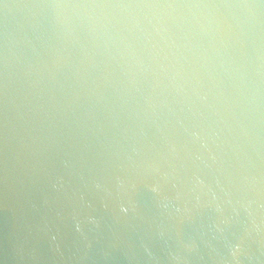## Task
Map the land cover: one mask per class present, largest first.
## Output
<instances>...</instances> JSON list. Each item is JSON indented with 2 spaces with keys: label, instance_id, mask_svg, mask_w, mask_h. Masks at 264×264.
Returning <instances> with one entry per match:
<instances>
[{
  "label": "bare ground",
  "instance_id": "bare-ground-1",
  "mask_svg": "<svg viewBox=\"0 0 264 264\" xmlns=\"http://www.w3.org/2000/svg\"><path fill=\"white\" fill-rule=\"evenodd\" d=\"M0 264H264V0H0Z\"/></svg>",
  "mask_w": 264,
  "mask_h": 264
}]
</instances>
